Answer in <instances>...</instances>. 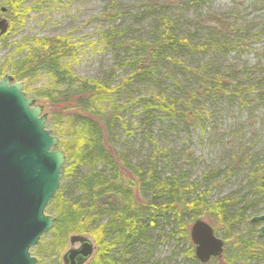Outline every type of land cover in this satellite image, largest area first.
Here are the masks:
<instances>
[{
	"label": "rangeland",
	"instance_id": "374dc122",
	"mask_svg": "<svg viewBox=\"0 0 264 264\" xmlns=\"http://www.w3.org/2000/svg\"><path fill=\"white\" fill-rule=\"evenodd\" d=\"M147 2L149 1L0 0V19H6L10 29L0 41V82L5 76L12 77L6 71L3 60L16 53L19 42L35 37L61 36L67 38L75 48V58L67 63L78 78L97 79L119 88L122 81L132 73L124 65L126 47L132 46L138 39L151 38L159 18V13L149 11ZM167 14L182 25L181 31L186 36H189L187 32L192 33V28L185 25L187 20H203L208 15L225 17L227 22L232 23L236 36L241 37L237 46L222 50L187 49L180 59L191 71L227 74L233 83L241 80V83L254 84L257 88L248 95L220 99L216 96L207 97L202 102L207 115H203L205 120L196 126L167 119L155 122L151 129L146 125L144 129H149L146 132L157 140L159 149L164 150V156L168 157L157 162L158 171L162 172L163 178L176 174L180 180L187 174L186 185L201 183L202 188L208 189L206 200L209 205L230 202L240 209L244 206L243 199L246 197L253 206L261 208L264 197L257 194L258 191L254 192L252 173L257 170L256 166L264 163V86L260 87V79L264 78V0H200L188 8H172ZM206 35L208 33L204 31L198 38L205 40ZM159 71L155 82L134 80L128 89L120 91V97L123 99L129 94L133 99L144 98L155 89L168 90L170 95L184 96L187 88H194L195 81L191 71L173 68L169 63L162 64ZM175 77L179 79L180 85ZM15 82L18 81L13 78L11 84ZM22 83L26 98L33 100L34 106L42 107L43 115L47 116L45 130L57 137L55 131L61 132V125L51 122L49 104L35 93L38 89L50 87L52 81L48 75H42L26 84ZM115 97L119 101V90ZM138 119L139 115L130 116L129 126L132 127L133 134L128 136L121 129L117 132L115 141L118 150L129 160L147 166L149 160L152 161V146L141 137L138 129L140 124L133 126ZM57 138L59 142L54 150H62L61 145L65 144L68 137L65 133ZM239 154H243L244 166L238 175L232 178L224 175L219 179L215 178L216 180L202 181L205 174L229 168ZM84 171L80 168L69 176L61 173L59 191L72 199L78 197L74 186L77 177ZM128 182L136 184L132 177L128 178ZM134 188L133 192L138 198L136 185ZM45 215L55 217L48 206ZM263 215L261 212L256 216ZM201 218L216 230V235L225 243L223 257L210 264H264V259L259 258L261 252H264V238L259 237V229L264 226V222L253 223L252 219L240 222L231 232L227 230L228 223H211L208 218ZM192 224L185 223L182 235H178L179 231L172 235L174 226L164 220L160 221L154 229L150 244L140 246L137 256L147 260L148 264H199L190 238ZM50 232L42 237L39 247L45 249V246L55 242ZM84 236L95 245V255L96 243L90 236ZM238 243L249 246L252 250L236 254L235 251L240 250ZM79 247L80 244L71 245L68 240L64 250L54 247V254L43 255L42 259L36 256L33 248L30 253L37 259V264H64L65 255Z\"/></svg>",
	"mask_w": 264,
	"mask_h": 264
},
{
	"label": "trees",
	"instance_id": "16d2710c",
	"mask_svg": "<svg viewBox=\"0 0 264 264\" xmlns=\"http://www.w3.org/2000/svg\"><path fill=\"white\" fill-rule=\"evenodd\" d=\"M147 1L149 11L159 13V18L151 38L138 39L132 46L126 47L124 65L132 73L119 88L97 79L78 78L67 63L75 58V48L61 36L23 40L16 45V53L3 60L6 71L18 82L26 84L48 75L52 85L35 93L49 104L51 122L61 125L62 131H55L57 137L65 133L68 137L60 148L66 155L62 175L69 176L80 168L85 170L75 182L78 197H66L60 190L48 205V209L55 214L56 222L49 233L54 236L55 242L45 246V249L39 245L33 248L38 258L53 255L54 247L64 250L67 241L74 235H88L97 246L88 264H148L147 260L137 256L138 248L150 244L154 229L162 220L174 226L172 235L177 231L178 235H182L185 223H194L202 216L211 223H228L227 230L231 231L236 224L249 222L254 216L264 213V202L258 208L246 197L240 209L230 202L209 205L206 200L208 189L202 188L201 183L186 185L187 174L180 180L176 174L163 178L162 172L158 171L157 162L168 157L164 156V150L159 149L157 140L146 132L155 122L167 119L196 126L205 120L203 115H207L202 106L204 99L209 96L220 99L248 95L257 85L241 83V80L233 83L227 74L191 71L180 59L187 49L222 50L237 46L241 37L236 36L232 23L227 22L225 17L208 15L203 20H187L185 25L192 28V33L187 32L189 36H186L181 31L182 25L167 13L175 7H191L200 0ZM204 31L208 33L206 39L198 38ZM3 36H0V41ZM164 63L191 71L194 88H187L184 96L155 89L144 98L133 99L129 94L123 99L120 97V91L128 89L134 80L155 82ZM178 80L175 77L179 84ZM260 81V87L264 86V78ZM118 90L119 101L115 97ZM135 109L138 110L134 112ZM133 114L139 115L133 126L140 124L141 137L152 146V161L149 160L147 166L129 160L116 145L119 130L122 129L128 136L133 134L129 126V117ZM146 125L149 126L147 130L144 129ZM242 155L236 156L224 171L205 174L202 181L238 175L244 166ZM256 167L257 170L252 173L253 190L264 197V163ZM129 177L136 181L138 198L133 192L135 185L128 182ZM237 245L240 250H236V254L252 250L249 246H241V243ZM48 250L51 252L48 253ZM259 258L264 259V252Z\"/></svg>",
	"mask_w": 264,
	"mask_h": 264
},
{
	"label": "water",
	"instance_id": "95a60500",
	"mask_svg": "<svg viewBox=\"0 0 264 264\" xmlns=\"http://www.w3.org/2000/svg\"><path fill=\"white\" fill-rule=\"evenodd\" d=\"M7 31L1 19L0 36ZM11 81L5 76L0 82V264H37L30 250L55 225L45 210L59 191L66 155L54 150L59 139L45 130L43 108L26 98L22 82ZM252 222H264V216ZM259 237L264 238V226ZM190 238L201 264L222 258L225 243L202 218L194 221ZM69 241L80 247L65 255L64 264L91 260L95 246L89 238L74 235Z\"/></svg>",
	"mask_w": 264,
	"mask_h": 264
},
{
	"label": "flooded vegetation",
	"instance_id": "af4514ba",
	"mask_svg": "<svg viewBox=\"0 0 264 264\" xmlns=\"http://www.w3.org/2000/svg\"><path fill=\"white\" fill-rule=\"evenodd\" d=\"M1 20V19H0ZM6 20V19H5ZM7 21V20H6ZM7 24H8V21H7ZM9 25V24H8ZM194 251H195V249H194ZM196 258V257H195ZM196 260H197V258H196ZM214 260H216V259H214ZM213 261V260H212ZM197 262L199 263V264H201L198 260H197ZM211 263V262H210ZM209 263V264H210Z\"/></svg>",
	"mask_w": 264,
	"mask_h": 264
}]
</instances>
